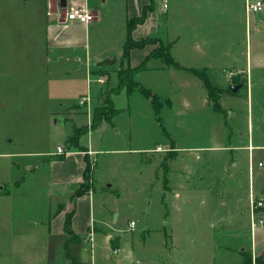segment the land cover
Listing matches in <instances>:
<instances>
[{
	"label": "rangeland",
	"instance_id": "374dc122",
	"mask_svg": "<svg viewBox=\"0 0 264 264\" xmlns=\"http://www.w3.org/2000/svg\"><path fill=\"white\" fill-rule=\"evenodd\" d=\"M4 3L0 1V5ZM21 22L0 9V193L11 192L0 198V264H65L67 236L60 234L59 228L51 235L49 222L58 204L69 198L64 190L51 184V170L45 159L73 132L72 116L88 112V108L77 103L79 91L83 84L86 91L87 84L80 81L84 74L74 60L48 62L46 52H32L22 42V36H5L6 30L12 31L10 27ZM158 44L161 51L167 46ZM252 46L254 56L264 55V37ZM119 70L125 67L112 73L98 72L100 75L93 77L98 90L95 97L91 93L90 117L118 89L116 77L112 76H118ZM158 71L164 70H143L146 73L141 84L158 96L170 98L172 107H167L160 96L163 105L156 113L153 103L136 89L129 96L123 94L115 99L117 107L130 110L120 112L107 127L83 136L93 140L95 149L104 151L95 156L94 170L97 164L99 169L96 186L95 179L88 176L78 191L95 187L96 226L101 222L111 224L112 232L121 240L120 251L112 253L106 249L103 237L99 238L98 262L107 264L113 255L116 264H238L242 258L240 245L250 239L251 233L250 228L246 229L247 222L240 219L245 217L236 212L234 231L227 223L211 227L212 217H195L193 212L206 211L205 205L211 203L228 219L231 215L223 213L227 207L218 195L226 187V192L232 191L236 201L229 200L228 206L236 210L238 199L249 195L248 150L243 145H264V64L204 68L202 80L210 87V104L224 114L209 113L206 106L182 100L189 95L182 79ZM99 77L106 81L100 82ZM235 84L244 87L233 93L230 87ZM76 108L82 112L77 114ZM225 132L229 136L224 137ZM175 143L191 150L179 151L176 166L184 164L182 156L200 154L203 161L209 158L216 163L212 170L223 173L226 184H202L186 190L182 187L178 190L181 197L165 191L160 179L161 166L163 163L171 167L170 157L174 155L169 154V147ZM222 145L231 147L219 149ZM158 147L164 149L156 151ZM145 148L147 152L143 154L134 150ZM255 152L252 183L263 190L264 203V167L258 165L264 160V148L258 147ZM222 155L227 160L234 156L235 161L228 166L231 172L227 171L226 162L220 160ZM180 179L176 178L174 183H181ZM164 184L167 187V181ZM131 220L136 223L134 227ZM260 228L257 236L264 243V228ZM249 249L248 246L246 250ZM254 254L249 264L253 258L257 264H263L260 260L264 252ZM82 257L84 264H92V248H84Z\"/></svg>",
	"mask_w": 264,
	"mask_h": 264
},
{
	"label": "crops",
	"instance_id": "0c3cea01",
	"mask_svg": "<svg viewBox=\"0 0 264 264\" xmlns=\"http://www.w3.org/2000/svg\"><path fill=\"white\" fill-rule=\"evenodd\" d=\"M4 1V5H0L2 12L16 21L23 20L21 22L22 25L20 23L13 24L10 27L12 31L6 30L7 34L5 36L7 38L10 36L11 38L22 36L24 38L22 42L32 52H46L48 62H53L56 59L74 60L75 66L80 67L81 72L84 74L80 81L82 84L86 81L87 84L86 91L83 84L78 94L79 98L86 94L91 96V93L93 97L96 96L98 89L93 77L100 75L98 72L112 73L121 67L126 68L128 65L139 67L144 63V68L139 70L134 76L135 81L140 85H142V76L146 73L143 70H164L158 72H169L172 75H178L184 85L188 87L189 95L188 97H183L182 100L187 101L190 105H195L196 103L202 105V107L206 106L209 109V113L224 114L223 110H215L210 104L207 86L201 78L185 69L166 66L162 58L153 55V50L159 48L158 42L168 45L169 54L185 68L191 67L201 70L212 68L216 70L221 67L250 66L254 65V63L256 65L264 64V55L256 53L254 56L252 48L254 41L256 42L257 40L258 43L264 37V9L248 18L244 6L245 0ZM73 2L85 3L87 8L94 12L95 19L88 23L65 21L66 10ZM129 39L136 43H140L145 39L149 40L145 44L131 46L127 55H125ZM248 40L249 46L247 45ZM249 54L250 57H248ZM111 55L117 58L112 66L98 65L99 62L108 59ZM253 61L255 62L253 63ZM74 70L77 71L76 68ZM114 77H116L118 82V76L114 74L112 78ZM249 81L250 77L248 82L246 81L247 87H249ZM147 88L151 89L150 87ZM152 91L161 99V95L158 96L154 90ZM133 92L134 90L130 91L124 88L118 93H113L112 101L118 109L116 115L120 112H127L130 108L117 107L115 99L123 94L129 96ZM162 101H164L163 103L167 107H172V100L170 98L162 97ZM76 110L77 114L82 112L80 108H76ZM86 113L84 115L72 116L71 119L75 127H83L91 123L92 116L90 117V114ZM107 123L109 122H103L97 128L89 129L83 136L86 137L87 134H91L90 132L96 131L100 127H107ZM72 133H68L66 138L57 145L56 151H52L48 158L45 159L51 170V184L55 185L59 190H64L65 195L69 198V201H63L58 204V209L55 210L56 212L49 222V232L53 235L55 233L54 229L59 228L60 234L67 236L64 244L66 256H68L67 244H69L70 255L75 258L77 263H86L83 261L82 255L84 248L87 247L92 248V264H100L96 255L97 240L103 237L104 241H106V249L112 253H117L121 248L120 236L112 232L113 226L111 224L101 222L99 226H96L93 219L95 211L93 201L95 187L94 189L84 190V192L80 193H77V191L85 181V173L91 179H95L94 185L96 186L99 181L98 164L96 167L98 170L95 169L90 174L91 171H87V163L92 158L96 160V153L99 151L103 152L104 150L95 149L93 140L88 141L82 136L79 140V145L83 147V151L70 150L67 153H59L57 148H65V142ZM223 135L224 137L229 136L226 132ZM172 146V148L169 147V151L171 152L169 154L171 156L174 155V158L170 157L173 159L171 167L163 163L161 166L162 174L160 179L163 180L165 191L174 194V196L181 197L182 194L178 190L182 187L186 190V188L201 187L202 184H226L223 173L220 175V173L218 174L212 170V167L216 163L212 162L209 158L203 161L204 158L200 154L188 158L182 156L181 160L184 164L176 166L177 157L181 155L179 151L191 152V150L187 147L177 146L176 143L172 144ZM230 147L222 145L218 148L229 149ZM243 147L248 150L249 195L238 199L239 204H237L238 209L236 210V207L231 208L228 206L229 200L231 202L236 201L234 193L232 191L226 192L227 187L224 189L225 191L222 190L223 192L218 195V200L221 201L222 205L227 207L223 210V213L231 215L228 219L223 218L219 210L213 209L211 203L205 205L207 207L206 211L196 210L193 212L195 217L203 215L209 216V218L212 217V220L209 221L211 227L227 223L226 225L229 228H233L235 226L233 223L234 216L237 215V211L239 215L245 217H240V219H244L247 222L245 224L246 229L250 228L251 233L250 239L240 245L239 252L242 253V258L238 264H244L245 253L253 254L254 252V255H256L257 252H264V243L257 236V231L261 228L258 226L253 229L252 227L253 221L251 219L250 206L252 195L254 197L258 196L259 198L256 197V199L258 198L257 200L263 201L261 197L263 190L256 188L252 180H254L255 151L258 147L264 148V145L252 143L243 145ZM129 149L132 150L133 148ZM160 149L163 150L164 148L158 147L156 151ZM134 150L141 151L140 153L142 154L147 152V148ZM220 160L226 162L227 171L231 172L228 166L235 161L234 156L230 160H227L225 155H222ZM261 161L264 162L262 159L258 163ZM148 163L153 164V162ZM239 163L240 161L238 160L234 165L237 167ZM28 168L31 170V167ZM176 178H181L182 182L175 184ZM164 181H167V187H165ZM10 193V191L1 192L0 198ZM70 214H72L70 226L76 235L74 240H71L65 227L66 218ZM256 215L257 217H264V207L257 209ZM115 221L116 218L114 219ZM241 231H243L242 228ZM165 236H167L166 233ZM248 246L250 249L246 250ZM68 262L71 261L68 259ZM107 264H116L113 255Z\"/></svg>",
	"mask_w": 264,
	"mask_h": 264
},
{
	"label": "trees",
	"instance_id": "16d2710c",
	"mask_svg": "<svg viewBox=\"0 0 264 264\" xmlns=\"http://www.w3.org/2000/svg\"><path fill=\"white\" fill-rule=\"evenodd\" d=\"M149 39H145L142 40V42L140 43H136L133 40L129 39L127 45H126V50H125V55H127V52L129 50V48L133 45H142L145 44L146 41ZM153 55L155 56H159L160 58H162L163 62L165 63L166 66H171V67H177V68H181V69H185L187 71L192 72L194 75L198 76L199 78H202V72L204 70L201 69H195V68H185L183 67L179 62H177L174 58H172L171 54H169V46L167 45L165 49H163L162 51L157 48L155 50H153ZM145 66V64L143 63L141 66L139 67H132L130 65H128L125 70H119L120 74H118V89L114 92V93H118L119 91H121L124 88L129 89L130 91L136 90L138 89L139 92L144 95L146 98L149 99V101H151L154 105L155 111L156 113L159 112L160 108L162 107V103L159 101L157 95L149 88H147L146 86H142L140 85L138 82L135 81L134 76L135 74L143 69ZM124 72L126 74H122L121 73ZM204 84H206V86L210 89L209 85L206 83V81H203ZM105 104L101 107H97V109L95 108L93 114H92V121L90 124L84 125L83 127H75L73 130L72 135H70L67 138V141L65 142L66 145V149L63 147L64 150H66V152L70 151V150H80L83 151V147H81L79 145V140L80 138L83 136L84 133H86L89 129H95L98 127V125H100L103 122H113L114 116L118 113V109L115 107L114 102L112 101V95L108 96L105 100H104ZM215 110H219L216 106H213ZM70 150H67V149ZM88 166V165H87ZM90 172V167L88 166L87 168ZM86 178L88 177V174L85 173ZM84 192V191H83ZM77 193H80V191H77ZM71 218H72V214L68 215L66 218V222H65V227H66V232L69 234V236L71 237V240H74L76 235L74 234L71 226H70V222H71ZM115 247V245H114ZM67 257L71 262H68L66 264H79L76 262L74 257H71L70 255V249H69V244H67ZM251 253H245V262L244 264H249L251 263ZM73 261V262H72ZM263 264H264V257L262 260H260Z\"/></svg>",
	"mask_w": 264,
	"mask_h": 264
},
{
	"label": "built area",
	"instance_id": "2783aa9c",
	"mask_svg": "<svg viewBox=\"0 0 264 264\" xmlns=\"http://www.w3.org/2000/svg\"><path fill=\"white\" fill-rule=\"evenodd\" d=\"M166 6V5H165ZM245 10L247 17H251L252 15L260 12L264 9V1L262 0H245ZM65 21H76L82 23H88L95 19L94 12L87 8L85 3L82 2H73L69 8L66 10ZM100 82H105L106 79L104 77H99ZM78 106L88 108V113L91 112L92 106V98L89 94L83 95L78 99ZM161 148V147H160ZM59 153H67L62 147L57 148ZM96 160L94 158L90 159L87 163L90 167V171H94ZM260 166L264 167V162L261 161L259 163ZM256 198L251 196V206H252V227L255 229L256 227H264V217H257L256 210L264 207V203L262 200H255ZM130 225L135 226V222L131 221ZM257 264L256 258H253V263Z\"/></svg>",
	"mask_w": 264,
	"mask_h": 264
},
{
	"label": "water",
	"instance_id": "95a60500",
	"mask_svg": "<svg viewBox=\"0 0 264 264\" xmlns=\"http://www.w3.org/2000/svg\"><path fill=\"white\" fill-rule=\"evenodd\" d=\"M116 57L115 56H112L109 57L108 59H105L101 62L98 63L99 66H112V64H114L116 62ZM241 87H243V84H235V85H232L230 88L231 90L236 93Z\"/></svg>",
	"mask_w": 264,
	"mask_h": 264
}]
</instances>
